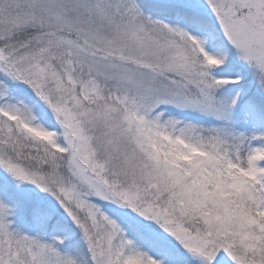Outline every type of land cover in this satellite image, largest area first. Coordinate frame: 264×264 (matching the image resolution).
Returning <instances> with one entry per match:
<instances>
[{"label": "snow or ice", "instance_id": "obj_1", "mask_svg": "<svg viewBox=\"0 0 264 264\" xmlns=\"http://www.w3.org/2000/svg\"><path fill=\"white\" fill-rule=\"evenodd\" d=\"M0 264H264V0H0Z\"/></svg>", "mask_w": 264, "mask_h": 264}]
</instances>
